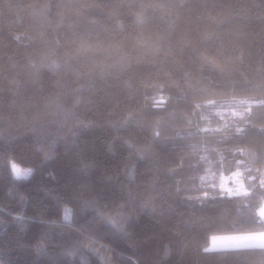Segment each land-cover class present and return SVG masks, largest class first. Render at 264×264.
Masks as SVG:
<instances>
[{
	"label": "trees",
	"instance_id": "obj_1",
	"mask_svg": "<svg viewBox=\"0 0 264 264\" xmlns=\"http://www.w3.org/2000/svg\"><path fill=\"white\" fill-rule=\"evenodd\" d=\"M263 201L264 0H0L1 264H264Z\"/></svg>",
	"mask_w": 264,
	"mask_h": 264
},
{
	"label": "rangeland",
	"instance_id": "obj_2",
	"mask_svg": "<svg viewBox=\"0 0 264 264\" xmlns=\"http://www.w3.org/2000/svg\"><path fill=\"white\" fill-rule=\"evenodd\" d=\"M16 175H24L25 173L20 170H15ZM224 193L229 196L241 195L246 193L238 173L229 174L222 183ZM259 215L264 218V201L259 207ZM264 247V231L258 232H243L231 234H216L210 237L207 249H230V248H243V247ZM1 264V263H0Z\"/></svg>",
	"mask_w": 264,
	"mask_h": 264
},
{
	"label": "clouds",
	"instance_id": "obj_3",
	"mask_svg": "<svg viewBox=\"0 0 264 264\" xmlns=\"http://www.w3.org/2000/svg\"><path fill=\"white\" fill-rule=\"evenodd\" d=\"M109 220L114 226L116 225L117 220L115 216L109 215Z\"/></svg>",
	"mask_w": 264,
	"mask_h": 264
}]
</instances>
